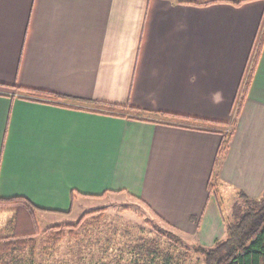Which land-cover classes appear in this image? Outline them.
I'll use <instances>...</instances> for the list:
<instances>
[{"label": "crops", "instance_id": "crops-1", "mask_svg": "<svg viewBox=\"0 0 264 264\" xmlns=\"http://www.w3.org/2000/svg\"><path fill=\"white\" fill-rule=\"evenodd\" d=\"M263 28L260 0H0V197L69 214L125 192L223 237L212 190L264 191Z\"/></svg>", "mask_w": 264, "mask_h": 264}, {"label": "trees", "instance_id": "trees-1", "mask_svg": "<svg viewBox=\"0 0 264 264\" xmlns=\"http://www.w3.org/2000/svg\"><path fill=\"white\" fill-rule=\"evenodd\" d=\"M177 1L195 5L216 2L237 5L247 0ZM261 44L262 39L259 41L258 49ZM257 52L249 73L254 68ZM20 89L34 99L47 97L56 102L63 100L62 96L55 93L31 88ZM238 104L236 112H238ZM105 105L114 114H121L119 111L124 109L135 110L130 106ZM132 118L138 117L132 116ZM229 138L230 133L221 143L219 157L223 155ZM209 189L212 190L213 187L209 185ZM212 191L219 201L216 191L214 189ZM238 196L244 201V208L237 213L239 215L236 216L235 221L228 220L229 217L221 211L225 225L224 237L216 238L212 244L187 242L170 229L155 226L152 228L154 237L139 235L135 241L128 244L136 255L134 264H264V191L258 198H249L243 193H239ZM218 205L220 208V204ZM48 210L22 196L0 197V212L10 213L6 226L0 227V264H33L38 247L45 254L56 251V247L63 239L77 240L97 229L102 216V212L98 211L101 213L90 217L93 212L89 211L83 213L75 224L53 225L41 231L36 214Z\"/></svg>", "mask_w": 264, "mask_h": 264}, {"label": "rangeland", "instance_id": "rangeland-1", "mask_svg": "<svg viewBox=\"0 0 264 264\" xmlns=\"http://www.w3.org/2000/svg\"><path fill=\"white\" fill-rule=\"evenodd\" d=\"M260 1L264 3V0ZM232 191L220 188L216 193L219 195L220 192L222 195L221 211L229 217L228 220L235 221L239 215L237 213L244 208V201ZM89 211L93 212L90 217L102 212L97 229L77 240L63 239L56 247V251L48 254L38 247L33 264H134L136 255L128 244L135 241L139 235L154 237L152 228L155 226L170 229L184 241H194L192 236L170 228L142 201L125 192L91 200L79 199L69 214L39 211L36 218L42 231L53 225L75 224L83 213ZM9 219L8 211L0 212V227L6 226Z\"/></svg>", "mask_w": 264, "mask_h": 264}]
</instances>
